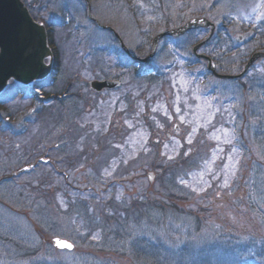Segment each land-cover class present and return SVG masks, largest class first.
Here are the masks:
<instances>
[{"label":"rangeland","instance_id":"obj_1","mask_svg":"<svg viewBox=\"0 0 264 264\" xmlns=\"http://www.w3.org/2000/svg\"><path fill=\"white\" fill-rule=\"evenodd\" d=\"M29 1L53 25L58 67L44 102L16 85L0 97V264H264V59L218 80L192 55L208 35L195 31L164 38L149 68L167 81L138 87L143 67L88 19L84 0ZM90 2L140 57L197 17L217 26L205 51L220 73L264 51V0ZM94 77L122 87L96 93ZM136 87L134 117L119 106ZM56 236L75 249H56Z\"/></svg>","mask_w":264,"mask_h":264},{"label":"water","instance_id":"obj_2","mask_svg":"<svg viewBox=\"0 0 264 264\" xmlns=\"http://www.w3.org/2000/svg\"><path fill=\"white\" fill-rule=\"evenodd\" d=\"M198 26H209L212 28V32H214L215 29V26L205 19L190 21L180 29L168 31L156 37L153 41V54L147 59H138L134 57V60L148 63L154 56L156 46L162 36H177ZM45 43L46 40L43 29L33 24L27 11L22 7L19 0H0V92L10 78L29 82L44 75L46 71L44 59L50 56V51ZM197 49L198 47H195L194 51ZM201 57L208 60L209 69L217 77L225 79L234 78V76L218 74L211 59L205 55ZM259 57H264V53L254 54L245 67V71ZM107 85L108 83H94L93 87L96 90H101ZM57 240L66 242L70 244L71 247H62L56 243ZM52 241L54 246L59 249L73 250L74 248L72 243L61 238H54Z\"/></svg>","mask_w":264,"mask_h":264},{"label":"snow or ice","instance_id":"obj_3","mask_svg":"<svg viewBox=\"0 0 264 264\" xmlns=\"http://www.w3.org/2000/svg\"><path fill=\"white\" fill-rule=\"evenodd\" d=\"M56 243L58 245L62 246V247H69V248L71 247L70 244H67L66 242H62V241H59V240H57Z\"/></svg>","mask_w":264,"mask_h":264}]
</instances>
